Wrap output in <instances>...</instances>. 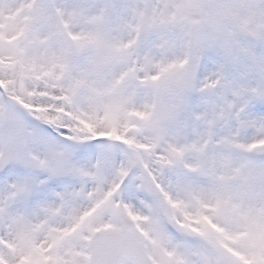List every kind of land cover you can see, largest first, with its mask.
Instances as JSON below:
<instances>
[{
  "label": "snow or ice",
  "instance_id": "snow-or-ice-1",
  "mask_svg": "<svg viewBox=\"0 0 264 264\" xmlns=\"http://www.w3.org/2000/svg\"><path fill=\"white\" fill-rule=\"evenodd\" d=\"M0 264H264V0H0Z\"/></svg>",
  "mask_w": 264,
  "mask_h": 264
}]
</instances>
